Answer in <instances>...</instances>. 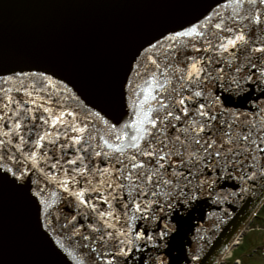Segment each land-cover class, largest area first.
<instances>
[{
  "label": "snow or ice",
  "instance_id": "obj_1",
  "mask_svg": "<svg viewBox=\"0 0 264 264\" xmlns=\"http://www.w3.org/2000/svg\"><path fill=\"white\" fill-rule=\"evenodd\" d=\"M14 78L15 89L3 86ZM125 91L133 98L131 116L105 121V139L101 113L68 110L72 98L59 81L0 68V188L35 202L21 169L26 160L36 165V153L25 156L18 145L43 147L48 134L31 135L37 122L63 128L65 141L59 133L47 140L50 167L62 169L61 160L69 165L68 179L59 183L86 210L89 235H78L90 264H168L164 250L179 235L172 219L179 220L181 209L225 185L244 191L264 183V0H213L194 18L162 28L129 58L120 107ZM23 132L30 133L27 140ZM95 139L109 151H96ZM72 149L83 155L65 160ZM93 155L106 166L96 167ZM81 181L86 187L70 190ZM40 204L47 219V203Z\"/></svg>",
  "mask_w": 264,
  "mask_h": 264
},
{
  "label": "water",
  "instance_id": "obj_2",
  "mask_svg": "<svg viewBox=\"0 0 264 264\" xmlns=\"http://www.w3.org/2000/svg\"><path fill=\"white\" fill-rule=\"evenodd\" d=\"M209 4L213 0H0V68L43 72L54 82L59 81L65 96L72 98L66 101L68 110L83 107L101 113L99 135L107 139L105 121H115L124 112L129 115L123 120L131 116L133 98L127 91L123 107L119 106V81L126 75L136 47L162 28L194 18ZM6 75L15 76L12 72ZM18 84L14 78L3 86L15 89ZM236 110L229 105V111ZM36 132L48 134L42 148H32L30 143L18 145L25 156L36 153V165L26 160L21 169L29 193H37L35 202H25L7 186L0 188V264H90L78 235H89L85 227L88 220L83 218L86 210L77 207L78 202L59 183L68 179L64 170L69 165L61 160L62 169L50 167L55 161L49 158L52 146L47 140L59 133L60 141H65L64 130L37 122L31 133L33 139ZM22 135L27 140L30 133ZM91 143L96 151L102 150L103 140ZM81 155L72 149L65 160ZM55 156H61L59 144ZM93 159L96 167L106 166L100 157L93 155ZM7 166L12 167V162ZM81 186L86 187L83 181L70 184V190ZM41 200L46 201L51 213L47 219ZM263 201L264 183L260 181L244 191L225 185L215 193H205L180 210L178 221L172 219L179 235L164 250L165 260L168 264L221 263ZM37 215L42 225L39 229ZM192 255L197 259L192 260Z\"/></svg>",
  "mask_w": 264,
  "mask_h": 264
},
{
  "label": "rangeland",
  "instance_id": "obj_3",
  "mask_svg": "<svg viewBox=\"0 0 264 264\" xmlns=\"http://www.w3.org/2000/svg\"><path fill=\"white\" fill-rule=\"evenodd\" d=\"M260 217L252 219L220 264H264V202Z\"/></svg>",
  "mask_w": 264,
  "mask_h": 264
},
{
  "label": "bare ground",
  "instance_id": "obj_4",
  "mask_svg": "<svg viewBox=\"0 0 264 264\" xmlns=\"http://www.w3.org/2000/svg\"><path fill=\"white\" fill-rule=\"evenodd\" d=\"M243 231V230H242Z\"/></svg>",
  "mask_w": 264,
  "mask_h": 264
}]
</instances>
